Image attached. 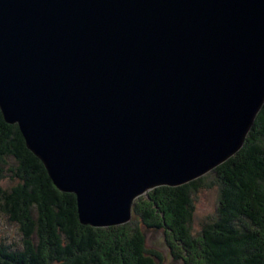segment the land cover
<instances>
[{"label":"water","instance_id":"1","mask_svg":"<svg viewBox=\"0 0 264 264\" xmlns=\"http://www.w3.org/2000/svg\"><path fill=\"white\" fill-rule=\"evenodd\" d=\"M264 106V0H0V108L82 224L212 171Z\"/></svg>","mask_w":264,"mask_h":264},{"label":"trees","instance_id":"2","mask_svg":"<svg viewBox=\"0 0 264 264\" xmlns=\"http://www.w3.org/2000/svg\"><path fill=\"white\" fill-rule=\"evenodd\" d=\"M206 188L217 190V213L196 234L194 197ZM152 194L154 212H142L132 236L112 235L122 242L106 248L107 229L81 223L77 195L56 187L19 125L6 122L0 108V212L21 236L0 239V264H172L147 248L143 229L162 230L170 255L183 264L193 263L176 249L193 250L202 243L197 236L204 240L197 255L203 264H264V106L234 156L189 183ZM170 231L182 247H175Z\"/></svg>","mask_w":264,"mask_h":264},{"label":"rangeland","instance_id":"3","mask_svg":"<svg viewBox=\"0 0 264 264\" xmlns=\"http://www.w3.org/2000/svg\"><path fill=\"white\" fill-rule=\"evenodd\" d=\"M153 190L154 189L149 190L147 194L141 195L134 201L135 206L133 207H135L136 210L135 213L133 210V216L130 221L123 224L103 227L107 229L104 233H106V236L108 238L106 237L104 240L105 243H103V245L106 248H110L112 247V245L114 246L115 243L118 241L122 242L120 238L127 240V238L131 237L135 231L138 220H140L139 217L142 216V212L144 213V211H150L152 208L155 209L154 206L155 200L153 199V194H152ZM217 190L215 188L202 189V191L197 193L196 196L194 197V202L197 207L195 220L192 226L194 233L199 234V232L202 230V226H201L202 222L208 221L209 217L212 218L214 216L216 217L217 206H218ZM150 212L153 213L154 211H150ZM155 213L158 214V212L156 211ZM16 229H17L16 226L9 224L8 221H6V218L0 212V239L8 238L10 240L13 239L19 240L20 235L18 236ZM143 230L145 231L147 236V242H146L147 248L160 251L166 257L167 262L170 261L172 264L173 262L175 264H183L182 262L175 261L170 255L169 249L165 242V237H164L165 235L162 230H153V229L150 230L143 229ZM118 232L121 233V235H117ZM112 235H116L120 238L117 239L116 236H112ZM169 236L171 238V241L174 242L175 247L178 248L181 246L180 243L172 237L175 236V234L172 233V231L169 232ZM197 238L200 239L202 243H204L203 237L197 236ZM202 243L196 245V247L191 251L189 250L188 253L183 249H176V252H179L182 256H185L193 264H203V261L201 260L202 262H200V260H198L197 258V255L200 256L199 254L202 253L203 251L204 245Z\"/></svg>","mask_w":264,"mask_h":264}]
</instances>
